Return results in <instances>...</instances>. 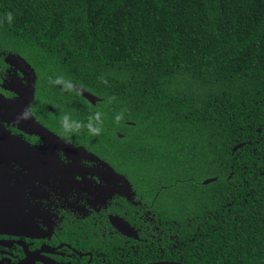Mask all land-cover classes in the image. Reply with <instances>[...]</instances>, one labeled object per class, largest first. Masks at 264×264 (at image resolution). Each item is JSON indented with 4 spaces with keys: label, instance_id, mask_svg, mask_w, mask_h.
<instances>
[{
    "label": "trees",
    "instance_id": "trees-1",
    "mask_svg": "<svg viewBox=\"0 0 264 264\" xmlns=\"http://www.w3.org/2000/svg\"><path fill=\"white\" fill-rule=\"evenodd\" d=\"M1 52L157 209L162 258L264 264V0H0Z\"/></svg>",
    "mask_w": 264,
    "mask_h": 264
},
{
    "label": "flooded vegetation",
    "instance_id": "flooded-vegetation-1",
    "mask_svg": "<svg viewBox=\"0 0 264 264\" xmlns=\"http://www.w3.org/2000/svg\"><path fill=\"white\" fill-rule=\"evenodd\" d=\"M0 57V130L15 143L0 135V264L181 262L154 246L157 209L136 198L120 163L54 124L60 107L36 99L33 76Z\"/></svg>",
    "mask_w": 264,
    "mask_h": 264
},
{
    "label": "water",
    "instance_id": "water-1",
    "mask_svg": "<svg viewBox=\"0 0 264 264\" xmlns=\"http://www.w3.org/2000/svg\"><path fill=\"white\" fill-rule=\"evenodd\" d=\"M78 91L82 94V96L85 99H87L92 104H94L98 100V98L95 95H93L92 93H90V92H88V91H86V90H84L82 88H78ZM0 102H3V99H2L1 95H0ZM0 135L5 137L8 143H10L11 145L15 146V143L6 134H4L2 132V130H0ZM242 145H243V143H237L236 145L233 146L232 151H235L237 148L241 147ZM2 147H4L5 151L8 149L6 144H2V145L0 144V149ZM35 151H37V150H35ZM211 180H212V178L205 179V180H203V183H208ZM116 226H118L123 232H125L124 229L126 228V226L124 224H120V225H116ZM149 264H185V263H181V262H177V261L163 260V261H158V262L149 263Z\"/></svg>",
    "mask_w": 264,
    "mask_h": 264
},
{
    "label": "clouds",
    "instance_id": "clouds-1",
    "mask_svg": "<svg viewBox=\"0 0 264 264\" xmlns=\"http://www.w3.org/2000/svg\"><path fill=\"white\" fill-rule=\"evenodd\" d=\"M117 119H119V117H117Z\"/></svg>",
    "mask_w": 264,
    "mask_h": 264
}]
</instances>
